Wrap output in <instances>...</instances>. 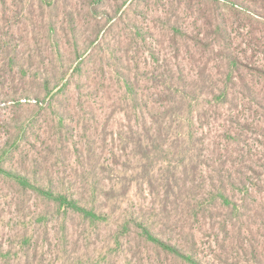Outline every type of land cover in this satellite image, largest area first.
Listing matches in <instances>:
<instances>
[{
	"label": "rangeland",
	"instance_id": "rangeland-1",
	"mask_svg": "<svg viewBox=\"0 0 264 264\" xmlns=\"http://www.w3.org/2000/svg\"><path fill=\"white\" fill-rule=\"evenodd\" d=\"M232 1L104 0L94 10L90 0H0L3 165L35 169L66 190L109 185L113 181L102 174L86 182L87 150L110 163L123 126L138 124L163 104L160 80L173 74L201 83L203 71L207 84L185 99V118L210 151L219 147L244 158L241 170L254 174L252 191L241 221L226 233L217 224L222 216L200 214L201 200L180 208L178 223L185 237L196 236L207 264H219L217 258L264 264V73L256 70H264V15L252 11L264 0ZM127 78L142 111L125 91ZM204 173L213 175L210 168ZM234 192L242 196L240 189ZM144 201L133 190L123 209L151 205L148 196ZM52 209L0 177V245L6 252L0 264L32 258L34 264H59L99 254L98 264H181L149 245L140 244L136 257L126 246L107 247L108 228L95 232L78 219L64 222L66 216Z\"/></svg>",
	"mask_w": 264,
	"mask_h": 264
},
{
	"label": "trees",
	"instance_id": "trees-1",
	"mask_svg": "<svg viewBox=\"0 0 264 264\" xmlns=\"http://www.w3.org/2000/svg\"><path fill=\"white\" fill-rule=\"evenodd\" d=\"M101 1L104 0H90V4H94L95 10V5ZM259 6L252 11L264 15V4ZM229 64L232 71L238 70L235 58H231ZM256 70L264 73L262 69ZM200 77L201 83L192 81L189 84L183 75L168 74L160 80L164 89L163 104L149 111L146 117L142 116L138 124L129 121L123 126L118 133L119 153L112 155L110 163H100L92 150H87L86 182L89 177L95 178L102 174L103 178L113 181L111 184H84L66 190L57 184L59 182L55 177L44 178L35 169L18 171L7 168L1 159L0 177L17 184L24 192L44 199L53 212L66 216L63 217L64 222L78 219L95 232L105 226L108 232L103 241L107 247L126 246L127 252L136 257L140 244L149 245L166 258L181 264H207L199 258L196 236L190 232L185 237L183 225L178 223L181 222L179 209L186 210V205L201 200L198 207L200 214L203 217L222 216L223 220L217 224L226 233L227 228H234L241 221L243 208H246L244 201L252 191L249 179L254 174L241 170L246 162L240 154H236L239 156L236 157L219 147L210 151L202 135L198 137L193 124L186 120L185 99L207 84L203 71ZM123 81L126 93L135 102V107L137 105L142 111L137 104L139 97L134 88L136 85L129 78ZM206 168H210L213 175L205 176ZM254 173L257 174L256 171ZM236 189L242 193L240 198L235 195ZM133 190L139 192L145 201L147 196L151 198V205L141 203L132 213L123 209ZM199 191L200 194H197ZM204 202L208 205L203 207ZM194 214L197 216L199 212L196 210ZM43 218L41 214L37 218L38 223ZM47 236L45 239H48ZM26 241L30 245V240ZM37 242L39 239L35 244ZM223 247L222 244L221 249ZM1 254L5 256L6 252L3 254L0 245ZM99 256L67 257L59 264H98ZM33 261V258L27 259L23 264H34ZM217 261L225 264L227 258H217Z\"/></svg>",
	"mask_w": 264,
	"mask_h": 264
}]
</instances>
